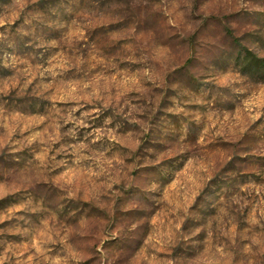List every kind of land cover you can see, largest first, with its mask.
<instances>
[{
	"label": "rangeland",
	"instance_id": "rangeland-1",
	"mask_svg": "<svg viewBox=\"0 0 264 264\" xmlns=\"http://www.w3.org/2000/svg\"><path fill=\"white\" fill-rule=\"evenodd\" d=\"M264 0H0V264H264Z\"/></svg>",
	"mask_w": 264,
	"mask_h": 264
},
{
	"label": "trees",
	"instance_id": "trees-1",
	"mask_svg": "<svg viewBox=\"0 0 264 264\" xmlns=\"http://www.w3.org/2000/svg\"><path fill=\"white\" fill-rule=\"evenodd\" d=\"M244 63L252 68L264 67V58H258L252 52L248 51L244 54Z\"/></svg>",
	"mask_w": 264,
	"mask_h": 264
}]
</instances>
